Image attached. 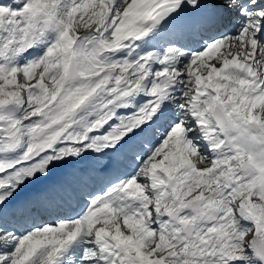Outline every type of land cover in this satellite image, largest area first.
<instances>
[{"label": "snow or ice", "instance_id": "obj_1", "mask_svg": "<svg viewBox=\"0 0 264 264\" xmlns=\"http://www.w3.org/2000/svg\"><path fill=\"white\" fill-rule=\"evenodd\" d=\"M0 264H264V0H0Z\"/></svg>", "mask_w": 264, "mask_h": 264}, {"label": "bare ground", "instance_id": "obj_2", "mask_svg": "<svg viewBox=\"0 0 264 264\" xmlns=\"http://www.w3.org/2000/svg\"><path fill=\"white\" fill-rule=\"evenodd\" d=\"M81 31H83V30H81Z\"/></svg>", "mask_w": 264, "mask_h": 264}]
</instances>
